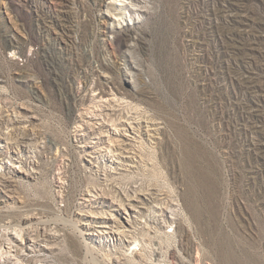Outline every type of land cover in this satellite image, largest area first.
Instances as JSON below:
<instances>
[{
    "label": "rangeland",
    "instance_id": "1",
    "mask_svg": "<svg viewBox=\"0 0 264 264\" xmlns=\"http://www.w3.org/2000/svg\"><path fill=\"white\" fill-rule=\"evenodd\" d=\"M142 5L111 32L110 0H0V249L24 264H92L85 245L97 264H264V0ZM110 89L130 105L98 103ZM102 107L134 128L135 168L100 158ZM128 197L140 257L74 231Z\"/></svg>",
    "mask_w": 264,
    "mask_h": 264
},
{
    "label": "bare ground",
    "instance_id": "2",
    "mask_svg": "<svg viewBox=\"0 0 264 264\" xmlns=\"http://www.w3.org/2000/svg\"><path fill=\"white\" fill-rule=\"evenodd\" d=\"M110 2H114L119 8L118 13H112L110 16V22H109V30L112 32L113 29L118 25L123 24H131L133 23L135 18L141 17V11L144 5V0H110ZM126 74L129 76V78L132 80L135 75V67L133 65L126 66ZM93 92V91H92ZM109 93V94H108ZM108 93L96 92L95 93V99L98 101V103H113V106L118 108L120 107H128L130 105V102H127L125 98L119 97L116 93H113V91L110 89ZM94 94V93H93ZM97 106V105H96ZM112 106V105H111ZM114 107L112 108L114 110ZM96 108V107H95ZM101 108V107H100ZM123 108V109H124ZM121 109V110H123ZM103 107L102 110H99L98 113L92 114V122L95 121L99 125H101L102 129L100 133H105L103 135L107 141H104L102 138L96 137L95 139L100 142H102V145H100V158L106 157V161L109 164V167L113 166H126L127 169L135 168V162L134 158L132 156L130 157L128 154L132 153L131 149L133 148L134 143H137L136 137L134 136L133 131H131L134 128L127 129L125 123H121L120 121H115L113 119H108L106 113L105 121H103ZM120 111V110H119ZM134 114H138V108L132 110ZM106 112V110H105ZM103 112V113H105ZM115 112V111H114ZM112 113V112H111ZM131 113V111H130ZM129 115L125 117L127 120L135 121V124H137L139 121H137V118L140 117H134ZM141 114V113H140ZM128 115V114H126ZM90 116V114H89ZM137 116V115H136ZM111 115L109 116V118ZM124 118V117H123ZM117 120V119H116ZM123 121V120H122ZM125 121V120H124ZM123 121V122H124ZM127 122V121H126ZM128 123V122H127ZM109 124V125H107ZM131 125V124H130ZM140 125V124H139ZM79 124V128H81ZM100 127V126H99ZM139 130V129H138ZM138 148V147H137ZM142 148V147H141ZM97 152V150H96ZM139 154V152L137 153ZM139 157V156H138ZM14 164V163H13ZM12 165V164H11ZM17 165V164H16ZM15 167V166H14ZM13 167V168H14ZM21 167V166H19ZM114 167V169H115ZM1 168V167H0ZM16 168V167H15ZM18 168V166H17ZM137 194V191L135 192ZM134 194V195H135ZM140 193H138L139 195ZM132 197V196H131ZM126 198V197H125ZM129 198V197H128ZM139 198V197H138ZM135 200L126 199V203H123L119 200V202H113L110 201L108 203V214L107 217L103 216L101 223H98L96 221L90 222L88 220L87 223H83L88 229L86 230V233H82V231H79L77 226L74 225V231L79 233V236L83 238V235H105L107 238H111L113 241H119L120 243L127 242V249L125 252V255L129 257V260H134L135 257H140L141 254V247L143 245H140V242L137 241L135 238V228L131 224L132 218L136 217L137 211L139 207L137 206ZM124 215L127 220L121 219V216ZM173 214V211L169 212V219L172 220L173 217H171ZM113 216H116L120 218L119 220H114ZM92 224V226H90ZM12 240H23V233L20 231L13 232L10 237ZM29 243V247H33L35 245L34 237L32 235H27L26 239ZM142 244V243H141ZM87 254H89L91 257V260H89L92 264H97L96 255L93 256V252L95 251L94 248L90 247L89 245H85ZM12 246H7L0 249V264H24L29 261V258L32 256L29 255H23L17 257L16 254H14L12 250ZM143 251V250H142ZM31 253V252H30ZM34 253V252H33ZM86 255V254H85ZM43 260V259H42ZM25 261V262H24ZM46 264V263H45Z\"/></svg>",
    "mask_w": 264,
    "mask_h": 264
}]
</instances>
